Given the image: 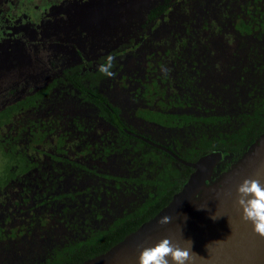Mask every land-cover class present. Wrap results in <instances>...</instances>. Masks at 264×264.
I'll list each match as a JSON object with an SVG mask.
<instances>
[{"label": "trees", "instance_id": "1", "mask_svg": "<svg viewBox=\"0 0 264 264\" xmlns=\"http://www.w3.org/2000/svg\"><path fill=\"white\" fill-rule=\"evenodd\" d=\"M148 18L149 33L94 63L124 78L140 129L78 66L0 109V264H78L170 200L192 168L120 125L188 160L221 150L209 183L264 131V0H164ZM20 42L1 39L0 65Z\"/></svg>", "mask_w": 264, "mask_h": 264}, {"label": "rangeland", "instance_id": "2", "mask_svg": "<svg viewBox=\"0 0 264 264\" xmlns=\"http://www.w3.org/2000/svg\"><path fill=\"white\" fill-rule=\"evenodd\" d=\"M100 2L0 0V41L14 37L26 47L15 51L13 64L4 61L3 66L0 65V109L8 105L10 110L14 109L18 102L11 105L16 100L57 77L65 68L78 66L83 69L82 80L108 94L120 105L128 122L140 129L141 119L134 117L128 107L131 100L128 90L123 87L124 78L116 75L118 78L110 79L111 76L96 71L94 63H99L116 48L143 37L152 23L148 18L151 8L164 0ZM125 70L120 77L127 76L129 68ZM64 101L71 104L69 99L64 98ZM19 113L18 109L13 112L14 115ZM143 125L144 131L150 130L148 125ZM4 164L5 159L0 153V174ZM113 164L117 165L116 162Z\"/></svg>", "mask_w": 264, "mask_h": 264}, {"label": "water", "instance_id": "3", "mask_svg": "<svg viewBox=\"0 0 264 264\" xmlns=\"http://www.w3.org/2000/svg\"><path fill=\"white\" fill-rule=\"evenodd\" d=\"M122 129L192 169L182 186L153 216L102 253L78 264H138V245L151 246L162 237L188 248L192 255L190 264H264V237L252 230L250 222L241 219L235 191L244 178H255L264 184V131L235 165L208 183L222 159L221 150L188 160L146 135L126 126ZM164 215L170 217V222L159 224Z\"/></svg>", "mask_w": 264, "mask_h": 264}, {"label": "clouds", "instance_id": "4", "mask_svg": "<svg viewBox=\"0 0 264 264\" xmlns=\"http://www.w3.org/2000/svg\"><path fill=\"white\" fill-rule=\"evenodd\" d=\"M105 71L107 72V69ZM235 191L236 204L241 209V219L250 222L252 230L264 237V184L255 178H244L236 186ZM212 218L216 219V216ZM169 222L170 217L167 215L160 217L158 221L162 225ZM138 247L140 248L138 264H190L192 260L188 248L175 245L167 237L160 238L151 246Z\"/></svg>", "mask_w": 264, "mask_h": 264}, {"label": "flooded vegetation", "instance_id": "5", "mask_svg": "<svg viewBox=\"0 0 264 264\" xmlns=\"http://www.w3.org/2000/svg\"><path fill=\"white\" fill-rule=\"evenodd\" d=\"M72 2V1H69ZM152 29V26H150L147 30L146 33H148L150 30ZM122 126H125L124 124L120 125V127L122 128ZM127 127V126H126ZM130 129V128H129ZM132 130V129H131ZM127 133V132H126ZM139 133V132H138ZM142 134V133H141ZM144 135V134H143ZM135 137V136H134ZM137 138V137H136ZM222 157H223V152H222ZM216 181V180H215ZM209 183V182H208ZM211 183V182H210Z\"/></svg>", "mask_w": 264, "mask_h": 264}]
</instances>
